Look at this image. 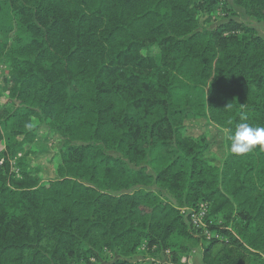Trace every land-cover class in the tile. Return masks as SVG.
Returning <instances> with one entry per match:
<instances>
[{"label": "trees", "instance_id": "16d2710c", "mask_svg": "<svg viewBox=\"0 0 264 264\" xmlns=\"http://www.w3.org/2000/svg\"><path fill=\"white\" fill-rule=\"evenodd\" d=\"M0 9L26 34L0 43L21 155L18 177L0 166V264H184L202 246L203 264H264V152L228 139L241 114L264 127V0Z\"/></svg>", "mask_w": 264, "mask_h": 264}, {"label": "rangeland", "instance_id": "374dc122", "mask_svg": "<svg viewBox=\"0 0 264 264\" xmlns=\"http://www.w3.org/2000/svg\"><path fill=\"white\" fill-rule=\"evenodd\" d=\"M228 2H230L231 0H227ZM0 11H2V13H0V43H7L10 40V35L12 33V36L14 35H21L26 37V34L22 33L19 30V21L18 19L12 20L10 18V16H8L9 14L0 9ZM223 9H221L219 11V13L221 15H223L222 13ZM238 13H242L240 10H238ZM262 35H264V30L261 33ZM5 82H7V76H6V67L2 64H0V113L2 112V109L4 107H6L7 103V98L4 96V90L2 87V84H4ZM7 107H12V106H7ZM1 122V121H0ZM16 143V140L14 139H10L9 137V128L6 127L4 125H2L0 123V154L1 153H6L7 156L6 157H1L0 155V166L3 165L4 161L6 162V159L9 160V163L11 165V172H13L17 177L19 176V167H18V159L20 158L21 155H17L14 156L11 154V149L13 147V145ZM40 143L43 144V141H41ZM57 142L56 140L52 139L47 143V147H53L54 145H56ZM43 167H45L46 169H48L49 167L47 165L43 164ZM202 211H207V214L205 217H202L201 215H199L197 217V219L203 221V223L206 224V220L207 217L210 215V206L208 204H201L199 206L198 209L194 210L193 213H201ZM212 221L215 225L218 226H222L224 227L226 225V220L223 218V215L219 214L216 217H212ZM232 228V227H230ZM231 231H234V229L232 228ZM201 236L205 237L207 243L211 242L213 239H219L220 241H225L226 242V238L222 237L221 235H219L216 232H209L207 233L205 230H202V233L200 234ZM204 245H209V244H204ZM203 247V246H202ZM202 247H199L193 254H191L189 257L185 256V258L182 259V263L184 264H203V249ZM221 247V246H219ZM146 251L145 254L148 256L149 252L147 251V249L142 250ZM215 251L218 253L219 251H221V249H219L218 247L215 249ZM238 252L240 253L241 251L238 250ZM242 254H245L242 251ZM246 257L249 258L248 255H246ZM106 258L109 260L110 259V255H106ZM242 264H247L246 259H244L242 261Z\"/></svg>", "mask_w": 264, "mask_h": 264}, {"label": "clouds", "instance_id": "9594fccd", "mask_svg": "<svg viewBox=\"0 0 264 264\" xmlns=\"http://www.w3.org/2000/svg\"><path fill=\"white\" fill-rule=\"evenodd\" d=\"M240 119L245 122L238 123L234 133H230L228 137L231 141L230 152L238 156L248 154L257 148L264 152V127L247 123L245 114H241Z\"/></svg>", "mask_w": 264, "mask_h": 264}, {"label": "built area", "instance_id": "2783aa9c", "mask_svg": "<svg viewBox=\"0 0 264 264\" xmlns=\"http://www.w3.org/2000/svg\"><path fill=\"white\" fill-rule=\"evenodd\" d=\"M206 214H207V211H202L201 213H195L194 215H193V221H194V223H195V225H198V226H203L204 225V223H203V221H201V220H199V219H197V217L199 216V215H201L202 217H205L206 216Z\"/></svg>", "mask_w": 264, "mask_h": 264}]
</instances>
